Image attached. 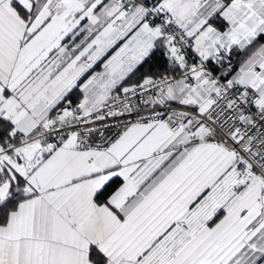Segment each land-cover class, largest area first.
Listing matches in <instances>:
<instances>
[{
	"label": "snow or ice",
	"instance_id": "snow-or-ice-1",
	"mask_svg": "<svg viewBox=\"0 0 264 264\" xmlns=\"http://www.w3.org/2000/svg\"><path fill=\"white\" fill-rule=\"evenodd\" d=\"M0 264H264V0H0Z\"/></svg>",
	"mask_w": 264,
	"mask_h": 264
}]
</instances>
